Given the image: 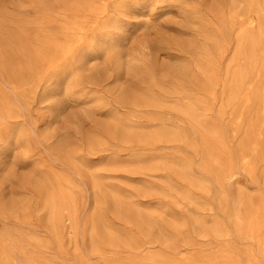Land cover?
I'll use <instances>...</instances> for the list:
<instances>
[{
  "label": "rangeland",
  "instance_id": "rangeland-1",
  "mask_svg": "<svg viewBox=\"0 0 264 264\" xmlns=\"http://www.w3.org/2000/svg\"><path fill=\"white\" fill-rule=\"evenodd\" d=\"M0 264H264V0H0Z\"/></svg>",
  "mask_w": 264,
  "mask_h": 264
},
{
  "label": "bare ground",
  "instance_id": "bare-ground-1",
  "mask_svg": "<svg viewBox=\"0 0 264 264\" xmlns=\"http://www.w3.org/2000/svg\"><path fill=\"white\" fill-rule=\"evenodd\" d=\"M34 70V69H33ZM47 197V196H46ZM108 226V225H107Z\"/></svg>",
  "mask_w": 264,
  "mask_h": 264
}]
</instances>
